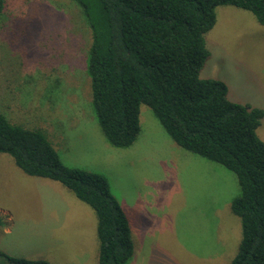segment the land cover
I'll return each mask as SVG.
<instances>
[{
  "label": "rangeland",
  "instance_id": "374dc122",
  "mask_svg": "<svg viewBox=\"0 0 264 264\" xmlns=\"http://www.w3.org/2000/svg\"><path fill=\"white\" fill-rule=\"evenodd\" d=\"M0 112L41 128L63 163L103 174L124 209L133 254L124 264H228L241 236L230 201L235 174L173 142L139 107L128 147L108 144L91 105L89 29L72 0H4ZM204 36L200 76L228 98L264 109V27L248 10L218 5ZM264 141V116L256 129ZM0 252L50 264H98L96 215L57 181L23 173L0 153ZM0 264H9L0 253Z\"/></svg>",
  "mask_w": 264,
  "mask_h": 264
},
{
  "label": "trees",
  "instance_id": "16d2710c",
  "mask_svg": "<svg viewBox=\"0 0 264 264\" xmlns=\"http://www.w3.org/2000/svg\"><path fill=\"white\" fill-rule=\"evenodd\" d=\"M72 1L89 29L86 73L106 142L132 145L139 107L147 105L178 146L235 174L239 192L230 211L241 236L228 264H264V141L256 133L264 109L230 100L224 81L200 76L216 7L248 10L264 27V0ZM0 153L27 175L61 183L93 209L98 264H124L132 256L128 217L103 174L66 165L41 128L13 123L2 112ZM0 253L9 264H50Z\"/></svg>",
  "mask_w": 264,
  "mask_h": 264
}]
</instances>
